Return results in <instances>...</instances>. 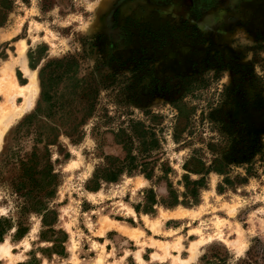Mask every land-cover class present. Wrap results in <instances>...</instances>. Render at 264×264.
<instances>
[{"label": "rangeland", "instance_id": "1", "mask_svg": "<svg viewBox=\"0 0 264 264\" xmlns=\"http://www.w3.org/2000/svg\"><path fill=\"white\" fill-rule=\"evenodd\" d=\"M20 50L41 89L17 115ZM44 68L68 72L62 105L28 126ZM131 120L158 147L107 180ZM45 165L54 184L27 197ZM0 232V264H264V0H0Z\"/></svg>", "mask_w": 264, "mask_h": 264}, {"label": "trees", "instance_id": "2", "mask_svg": "<svg viewBox=\"0 0 264 264\" xmlns=\"http://www.w3.org/2000/svg\"><path fill=\"white\" fill-rule=\"evenodd\" d=\"M55 63L58 64L59 66H62L60 64L64 63V61L59 60ZM46 72H47L46 68H44L41 71V76H42V81H41L42 100H41V104L38 107L37 113H35L34 115H32L31 117H29L27 119L28 126L32 125V122H34V119L38 118L39 116H42L41 113L44 111H46V113H47L46 114L47 118L52 117L51 115L56 113V111H58L60 105H62V102L60 101V98L58 96V92L56 90L53 91V89L55 88L54 82L61 79L64 75H67L68 72L66 70L62 71V70H60V68L57 70H53V73L49 74V76H47ZM49 83L51 84V87H49V85H50ZM157 117H159V116L153 115L152 120H154V118L156 119ZM223 130H225V131L228 130L227 125L223 126ZM117 138H118L119 143L123 146V148L126 152V155L122 159L112 157V159H114V160L117 159L118 161H120L122 166H120L119 168H113V169L110 168V170H108V173L106 174L105 179L110 180V181L116 180L118 178L119 174L122 172V170L125 167L131 168V169L134 167L137 168L136 163H137V159H140V155H141L140 167H141V169L146 170L147 169L146 167L149 165V161L146 160V158L150 154H152V152L154 150H156V148L158 147V138H157V135L153 129V125L151 127L147 126L142 121L131 120L129 128L128 129H122L121 134H118ZM136 143H139V145L136 146ZM29 162H30V160L23 161L22 166L23 167L27 166L29 164ZM219 162L222 163L220 159H219ZM45 166H46V168L39 173L41 176L39 179L35 178V176H34L36 174L35 172L30 173V170L28 168L25 169V174L28 175L30 181L33 184L32 190L25 193L27 197H30V195H33L34 193H37V192L41 193L43 189L45 190V188H47V186H49V184L51 186L54 184L53 170H51L47 165H45ZM29 167L31 169L34 168L33 166H29ZM185 168H189V166L186 164ZM195 169H196L195 170L196 173H200L202 170H205L206 168H201V169L195 168ZM165 170L168 172V171H170V168L168 167ZM217 170L222 171L221 168H218ZM146 174H147V176H151L149 173H146ZM186 180H187V185L192 186V187L188 188L189 193L191 194V196H193L195 199H197L199 196V189L204 184V180L200 179V180H197L194 182H191L188 178ZM22 185H25V184H22ZM174 193L175 192H171V194L174 195V200H173L172 204H177L178 203V197ZM38 203H39V206L37 207V209L41 212L42 211L45 212L47 210V208L45 206L46 204H44L42 202H38ZM43 222H45L44 219H43ZM1 233L2 232H0V241L2 240V234ZM60 247H61L60 253H64L65 252V246L62 244V245H60ZM31 262H29L28 264H30Z\"/></svg>", "mask_w": 264, "mask_h": 264}, {"label": "bare ground", "instance_id": "3", "mask_svg": "<svg viewBox=\"0 0 264 264\" xmlns=\"http://www.w3.org/2000/svg\"><path fill=\"white\" fill-rule=\"evenodd\" d=\"M20 58L16 61V64L21 66L25 73L29 75L30 77V84L28 86L23 87L22 85L12 84L10 89L13 91L14 95H20L25 98V104L21 107H19L16 112L17 115H20L22 112H24L26 109H29L33 106V99L40 94V84L39 80L36 77V70H32L26 66V56L25 51L20 50ZM7 70L11 69V67H6ZM184 213L178 212L175 213V216H181ZM126 232H129V229H125ZM195 247L193 246L192 250H194ZM12 253L10 252L9 246L5 243H0V259L4 257H11ZM140 258V256H139ZM141 259V258H140ZM182 263L186 264L187 261Z\"/></svg>", "mask_w": 264, "mask_h": 264}, {"label": "crops", "instance_id": "4", "mask_svg": "<svg viewBox=\"0 0 264 264\" xmlns=\"http://www.w3.org/2000/svg\"><path fill=\"white\" fill-rule=\"evenodd\" d=\"M175 213H177V212H175ZM171 217H180V216H175V214H169ZM181 216H183V215H181ZM150 219V218H149ZM150 221L151 222H155V220H152V219H150ZM158 225V224H157ZM156 224H151V226L153 227V229L156 231V232H158V230L159 229H161V227H158ZM159 226H161V223H159ZM124 228L126 229H129V232H126L125 230H124ZM131 228H133V229H131ZM136 227H130V226H127V225H120L119 226V228L116 226V227H110V228H107V229H114V230H116V231H118L119 233H121L123 236H126V237H128L129 239H131V240H134V241H136V240H139V241H142L143 239V235L144 234H142V233H140V234H138V232L136 231V229H135ZM148 228L150 229V230H152L151 228H150V226H148ZM153 231V230H152ZM154 232V231H153ZM155 233V232H154ZM161 233V230H160V232L159 233H155L156 235H158V234H160ZM138 235H139V239H136L137 237H138ZM153 241H155V242H158V241H161V240H158V239H154L153 238ZM161 242H163V241H161ZM195 242H193L192 244H194ZM150 247H152V246H150ZM139 256H140V258H139ZM136 257H137V259H138V261H136L135 262V264H143L146 260L144 259V257L140 254V253H138V255H136ZM153 257L155 258V259H158V258H160L161 256L157 253V252H154L153 253ZM101 261H102V259H101ZM181 261H183V262H185V261H187L188 262V260H181ZM186 262V263H187Z\"/></svg>", "mask_w": 264, "mask_h": 264}]
</instances>
